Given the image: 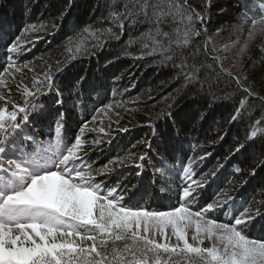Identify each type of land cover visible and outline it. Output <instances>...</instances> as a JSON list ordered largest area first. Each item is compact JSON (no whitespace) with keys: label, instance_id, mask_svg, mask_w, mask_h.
<instances>
[{"label":"snow or ice","instance_id":"snow-or-ice-1","mask_svg":"<svg viewBox=\"0 0 264 264\" xmlns=\"http://www.w3.org/2000/svg\"><path fill=\"white\" fill-rule=\"evenodd\" d=\"M68 2L70 7L73 0ZM103 6L99 26L85 25L68 37L63 60L53 63L41 57L39 72L33 61L21 63L19 57L30 51L33 37L39 40L36 34L47 31L48 24H26L19 35L5 41V59L0 65V264H264V237L248 234L251 223L262 214L264 187L256 189L247 206L227 222L208 218L234 200L227 190L193 210L195 194L206 182L204 176L193 178L194 166L210 153L189 157L182 166L186 186L177 206L149 210L126 203L131 198L128 189L121 191L119 183L106 188L98 177L124 167L134 168L136 176L142 177L150 159V141L138 142L146 151H129L99 168L86 161L88 147L113 137V124L115 131H128L120 127L122 117L117 111H128L123 102L113 99L94 108L91 120L72 136L64 134V112H58L54 135L51 131L41 135L34 127L48 111L42 96H52L58 108L64 107V94L57 83L64 68L94 56L110 41H119L127 29L125 54L132 55L130 49L137 47L136 59L152 57L162 64L171 63L184 88L198 86V91L213 99L231 101L230 122L249 121L244 140L225 157L230 160L257 139L264 140V94L254 90L248 77L254 68L250 53L257 40L264 54V0H240L236 22L211 35L206 26L210 5L202 8L195 0H103ZM141 26H146L145 31L132 35ZM57 27L51 23V28ZM224 31L229 32L228 39L218 44L216 38ZM25 72H31V77L26 79ZM85 79L81 77L72 86L70 94L77 100L83 95ZM171 115L162 110L156 119ZM144 126L155 136L151 117ZM86 132L95 133L96 138L86 140ZM190 147L195 151L194 145ZM251 158L249 175L255 176L257 169L264 168V146ZM159 162L161 167L155 168L154 175L172 171L163 159ZM223 167L218 164L217 170ZM217 170L207 175L215 177ZM242 171L234 167L235 173Z\"/></svg>","mask_w":264,"mask_h":264},{"label":"trees","instance_id":"trees-1","mask_svg":"<svg viewBox=\"0 0 264 264\" xmlns=\"http://www.w3.org/2000/svg\"><path fill=\"white\" fill-rule=\"evenodd\" d=\"M195 3L202 8L206 4L210 5L206 12V26L210 35L217 28L227 29L236 22L240 0H195ZM66 8L67 14L61 18V13ZM104 11L103 0H73L70 7L68 0H0V65L5 59V41L19 35L26 24L42 22L49 25L47 31L36 34L40 37L39 40L33 37L34 43L29 45L30 51L19 57L20 62L33 61L39 72L43 61L54 63L56 59L63 60L66 39L85 25H97ZM53 22L58 26L56 29L51 28ZM145 29L146 26H141L133 30L132 35H138ZM128 35L126 29L119 41H110L102 50L98 49L94 56H86L68 64L57 76L58 86L65 98L64 107L58 108L52 96H42L41 101L48 111L41 123L34 127L41 135L50 131L54 135L58 112H64V134L72 136L81 124L91 120L94 108L113 99L123 102L128 111H117L121 112L122 117L120 127H127L128 131H115L116 125L113 124V137H105L101 144L88 147L86 161L99 168L129 151L139 154L147 150L138 143L144 140L151 142L150 159L143 169L142 177L136 176L134 168L124 167L108 176L98 177V180H103L106 188L119 183L121 191L128 189V196L131 198H126L125 202L132 206L157 211L168 210L178 205L182 187L186 186L181 179L182 166L187 164L189 157L210 153L194 166L193 178L200 179L204 176L206 182L195 194L197 203L193 210L211 203L221 190H227L234 200L208 218L229 221L234 212L247 206L256 189L264 187V168L257 169L255 176L249 175L251 157L264 146V140L257 139L254 144H249L241 153L226 161L225 157L229 156L230 151L244 140L249 130V121L230 122L233 112L231 101L213 99L198 91V86L184 88L183 79L176 78L177 69L171 63L162 64L152 57L136 59L134 57L139 54L137 47L130 49L132 55L125 54ZM225 35L228 34L223 32L217 37V43ZM260 43L258 40L252 47L250 55L254 57V68L249 70L248 77L253 82L254 90L264 94V62H261L264 54L257 47ZM31 75V72H25L26 79ZM81 77L86 79L83 95L77 100L70 93L72 86ZM117 77L119 80H116ZM162 110L170 111L171 117L157 120L156 116ZM150 117L156 125L155 136L152 129L144 126ZM93 126L98 127L99 124ZM94 138L95 133H85L86 140ZM191 145L195 146V151ZM161 159L172 171L163 176L158 173L154 175L155 168L161 167ZM218 164H223L224 167L217 170ZM235 166L241 167L242 173H235ZM212 170H217L215 177L207 175ZM244 180L248 183L244 184ZM260 210L262 214L249 226L250 238L264 237V207Z\"/></svg>","mask_w":264,"mask_h":264},{"label":"rangeland","instance_id":"rangeland-1","mask_svg":"<svg viewBox=\"0 0 264 264\" xmlns=\"http://www.w3.org/2000/svg\"><path fill=\"white\" fill-rule=\"evenodd\" d=\"M224 32H225L226 34H228V35H225V36H223V37H220L219 40H218L219 43H224V42H226L227 39H228L229 32H228V31H224ZM224 38H225V39H224ZM257 41H258V40H257ZM257 41H256V42H257ZM219 43H218V44H219ZM255 44H256V43H255ZM255 44H254V45H255ZM254 45H253V46H254ZM230 63H231V59H229V60L226 62V67H227ZM204 246H208V243L206 242Z\"/></svg>","mask_w":264,"mask_h":264}]
</instances>
